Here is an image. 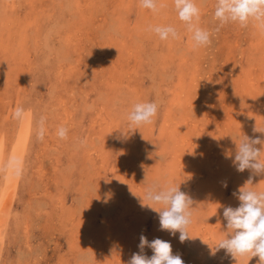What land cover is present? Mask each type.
<instances>
[{
    "label": "rangeland",
    "instance_id": "374dc122",
    "mask_svg": "<svg viewBox=\"0 0 264 264\" xmlns=\"http://www.w3.org/2000/svg\"><path fill=\"white\" fill-rule=\"evenodd\" d=\"M13 1L15 2V7L12 6ZM67 1L68 5L76 11V0H72V3H70L69 0H51L50 2H46V0H0V31H2L1 33L5 31L4 35L11 41L25 44L27 50H24L25 52L23 51L22 53L20 52V55H23V58L36 64V66H32L33 72L31 71V74L33 76L37 75L38 77L37 80L28 83L25 88H21V84L16 89L12 88L9 83L7 84L8 80L6 74L8 76V73L12 74L19 68L16 63L18 52L14 50L17 48L9 45L6 46V49L0 48L3 49L0 50V114L3 112L6 114V111H8V115H10L8 116L10 119L9 121L0 115V133H4L7 137L12 135L11 131L14 126L11 122L16 118L14 114L9 111L12 106L14 110L20 107L23 108L24 111H32L34 121L37 124L34 132L36 139L35 143H33L34 152L32 155L34 157V161H32L35 167L33 172L34 175L26 181L25 187L21 190L22 196H24L20 208V212L23 215V223L22 226L15 227L13 232H11L12 242L8 248V264H59L58 253L63 250V247L65 248L67 238L69 237L66 234L63 244L59 242L60 239L56 235V232L60 227L57 225H62L63 221L50 202L56 201V195L58 194L57 189L61 181L65 183V180L68 178L70 179L69 163L77 164V169H73L75 173L74 176L72 175L75 178L73 182L77 185L81 183L80 177L82 174L86 176V172L80 170L79 167L82 165L84 166L86 155L84 154V145H80L83 149H76L75 140L69 138L62 140L56 134L57 126L54 123V119H52V121H50V119L51 117L55 118L56 115H59V120L64 119V109L67 110L65 111L66 114L68 110L72 113L75 112L78 119L73 118L69 125L71 126L73 123L76 124L77 126H74L76 128L79 127L82 136L85 137L90 133L91 126L96 125L97 119L102 117H99L98 112L104 109L107 101H111L109 103L110 105L112 101L116 102L115 99L123 98L126 116L132 105L137 102H155L157 104L158 111L157 115L153 118V122L142 130V136L149 137L147 138L149 148H145L146 156L144 158L142 157L143 165L140 163L139 165L141 168L138 169L136 166L135 169L126 171V176L130 184L135 186H133L134 189L139 188L142 190V193L136 194L133 192L137 197L143 199L140 201L137 198L138 202H136L138 203L137 206L142 209L145 207L143 204L148 202V200L145 199L146 189L153 185H156L158 188H163L169 183L178 186V178L177 182L172 181L174 175L178 177L182 176L186 182H182L181 186H186L185 188H188L187 182H192V176L190 177L189 169L184 166L185 164L183 165L182 157L185 156L184 162L189 161V163L199 160L198 158L200 157L196 156L194 152L195 148H206L209 146L211 140H213L211 137L213 131L218 129L219 126H223L224 120L228 119L235 122L236 119L239 123L241 121L239 119L237 120V115L241 114L243 119H247V123H250L248 120L252 121V124H250L252 126L256 125V120L258 121L257 124L263 121L260 115L255 113L257 108L255 107L256 104L253 100V96L248 95V91H250L249 87H253V85H255L254 87L261 86L264 88V76H262V71L264 73V42L262 41L263 38H261V30L254 22H250L247 27H240L238 24L229 23L220 27L219 31H217L219 21L215 20L213 17L216 0H194L197 7L200 9V19L197 22V26L207 30L210 33L211 39L210 45L194 48L193 41L191 40V33L188 32L187 25L179 20L173 0H157L158 7L162 8L159 11L164 12L159 14L162 19L159 21L158 26H162L164 21V26H171L176 29L179 38H170L169 40L162 41L156 33L148 31L147 37L148 35L151 37L150 40L146 38L150 45L145 46L143 49L140 48L141 51L137 50V54L140 56L138 62V67L140 68L137 69V73L133 68L128 69L127 66L121 69V64L124 62L118 60L120 63L117 66L118 71L112 73V76L116 74L113 81H118L117 79L120 77L118 84L121 86H119L120 89L110 90L104 77H102V79L100 77L96 78L92 73H88L89 71L86 69V65L84 66L85 60H80L78 64H76L78 68L81 69L79 73L83 71V74L72 75L70 73H65L66 68L65 71L59 72L58 70L61 65H59L57 55L50 57L52 62L51 60L47 62V60H45L46 51L44 49L48 44L50 48L54 49L53 53L61 52L62 50L59 47L61 38L69 37L71 39L73 37V47L76 48L78 43L79 46L75 49L76 51L70 46L72 49L68 50V52L70 51L69 55L74 53L78 57L80 55V52H77L79 51L78 49H83L85 56L89 58V56L91 57L95 53H98L99 48L97 45L100 41L103 42L105 36L106 40L111 41L113 44L112 47L115 49H122L124 47L123 44L118 47L120 39L123 40V36L125 39L126 37L128 38V44H131V42L134 44L133 37L135 36L133 35V29L135 24H137V18L142 16V11H144L142 9L143 7H140V1L138 0H122L124 3L123 17L127 26L131 27V31H126L125 33L115 25H112V27L111 25H107L106 18L110 14L107 12V0L105 6H102V10L106 11L97 14L101 23L106 25L103 29L98 25V18L94 19V21H92L93 19L91 21L89 20L91 24L90 27L88 24L85 25L80 22L81 25L79 23L81 20L76 19L79 18L78 16L71 22L66 10L64 12L62 9ZM130 1L134 2L135 5L131 6L129 4ZM126 5L128 8H125ZM13 9L17 11V18L15 21L12 20ZM58 11L61 12V16L59 15L58 19L62 20V25L64 26H62L61 29L58 20L60 32L56 35H52L51 39L47 42L45 39L47 38V33L49 34V30L53 29V25L55 24V16L53 14H57ZM37 13L39 15H37ZM126 13L128 15H125ZM26 19H28L26 25L28 24L29 28H26V26L21 27L22 24L20 26L18 25L26 21ZM51 20H53L54 23L51 22ZM103 21L105 23H103ZM67 24L71 26L68 28L65 27ZM22 28L23 30H21ZM105 29L107 30L105 31ZM8 32H10V35H8ZM67 33L72 36H69ZM111 38L117 40L118 44H114ZM33 46L34 48H32ZM57 47L59 49H57ZM136 47H139V44ZM191 51L193 53L189 54ZM195 53H199V58H193L196 55ZM26 54L27 57H25ZM256 55L258 56L256 57ZM186 58H188V60L184 61ZM107 61L108 59L102 62L104 65L106 64V66H108L110 62L107 63ZM23 62H25V60L21 63ZM81 62L83 63L81 64ZM88 75H91V77ZM127 82L130 83L131 88H128L126 85ZM76 88H78V91H76ZM177 90L178 93L176 94ZM102 93L106 94L101 95ZM18 98H20V103L16 101ZM74 99L75 101H79L82 105L80 103H75L74 106H76V108L69 109L68 102L73 103ZM196 100L201 104L199 107H202L203 112L207 110L206 113L208 116L203 117L201 116L202 114L198 116L197 111L194 113V116L187 115L185 118L180 117L184 115V110L186 111V109H188L189 103ZM57 104L63 105L64 107H59V110L53 108V106ZM82 109L84 111H82ZM217 109H220V111L222 110L223 113L217 115L211 113V111L219 113V111L215 112ZM45 111L53 112L50 118L45 115ZM9 112L11 114H9ZM16 119L18 121L20 118ZM166 122L174 126L176 124L178 126H183L184 132H181L177 139H179L180 149L183 150L182 148L185 147V150L180 151L172 145L170 152L162 154L166 157L163 158L159 149L154 148L153 145L159 141L165 143L163 140L168 139L169 141L171 139L165 136L163 138L160 135V128ZM195 125L197 128H194ZM41 126L44 128L43 140L38 138V132ZM262 127H264V125ZM126 131L123 130L120 132L119 141H122L121 138H124L123 132ZM262 131H264V128H262ZM149 132L154 134L148 136ZM167 135L169 134L167 133ZM240 136L241 132L237 128L235 130V135H232V138L227 140V142L232 146H237L244 139L240 138ZM160 138H163V140H159ZM71 140L74 145L73 143H69ZM86 141H83V144H85ZM65 142L69 143V145L67 146ZM182 143H184V146ZM180 144H182V146ZM220 146L221 145L217 148H220ZM217 148H213V150ZM162 149L163 147L160 148V150ZM102 153L103 157L107 155L103 151ZM147 156H149V158ZM175 157L180 159H175ZM144 164H146V168ZM57 165L60 169L57 168ZM143 172L147 173L149 176L150 185L146 183L147 186H144L142 184L143 178H145L141 176ZM109 175L111 176L110 178L113 177V173L112 175L109 173ZM86 177H88V175ZM191 186L196 187L194 184ZM76 188V186H71L70 190L64 188V190L60 192L64 195V205H66L71 212H74L73 209H76L77 205L81 203L80 200L72 194L73 191L76 192ZM185 188L182 189V192ZM230 188L233 190V184L230 185ZM136 196L134 197L136 198ZM115 197L116 196L113 194L111 198L114 199ZM128 200L132 199L129 198ZM114 202H116V199H114ZM41 203L48 206V209H41ZM95 206L96 211H100L96 212L98 215H101L102 211L106 212L107 210L103 202H97ZM132 206L135 209L137 208L135 205ZM158 206L157 209L159 210L163 207L162 205ZM111 207V210L114 209ZM119 207L115 208L114 213L123 214L120 212L121 209H118ZM87 209L90 210V208ZM149 211L150 215H148L149 218L147 222L145 221V226L150 233L143 234L147 239L154 228L157 226L160 227L158 213L154 210ZM196 211H198L199 214ZM196 211L195 212L200 215L196 222V225H199L196 237L191 235V238L183 243L180 242V244L179 242H172V252L174 253V251L178 250L176 253L182 256V260L185 261L186 259L184 264H211L215 261V259L212 260L211 257L215 255L218 256V253L214 254L212 251L214 247L212 248L211 245L215 241H212L210 232L216 231L218 235H227V228H225L226 225H220L219 219L210 220L211 222L207 224V228L204 225L206 222L202 220L206 217L209 218L205 214L207 211L205 212L202 206L201 209L199 208V210ZM85 215L83 211L81 213L78 212L76 219L79 216ZM101 216L106 217V214H102ZM115 217L118 218V215L112 217V222L116 224ZM217 220L219 221L217 222ZM68 222L70 224V220ZM25 234L30 237V245L29 243L27 245L25 242L26 240L23 241ZM198 235L201 239L199 241H197ZM15 237L18 238L15 239ZM24 243L27 246H25ZM207 244L210 245V250L212 251L210 255L212 261L207 260L208 258L204 259L203 257L204 248ZM146 248L148 249V247ZM21 252L27 254L26 258L22 256ZM108 254L113 255L110 252H108ZM88 260H90L92 264L99 263V251ZM86 263L89 262L87 261Z\"/></svg>",
    "mask_w": 264,
    "mask_h": 264
},
{
    "label": "bare ground",
    "instance_id": "6f19581e",
    "mask_svg": "<svg viewBox=\"0 0 264 264\" xmlns=\"http://www.w3.org/2000/svg\"><path fill=\"white\" fill-rule=\"evenodd\" d=\"M50 1L51 0H46V2H50ZM69 1L70 3H72V0ZM105 2L106 0H76L75 6L77 7V9L75 11L72 7L68 5V1H67L62 9L64 10V12L66 10L67 15L71 19L70 20L71 22L73 19H75V17L78 16L79 18L76 19L81 20L79 21V23L82 22L85 25L88 24V26L90 27L91 26L90 21L92 19H93L92 21H94V19L98 18V25L101 26V28L103 29L105 28L106 25L101 23L100 18L99 16H97V14L103 11L102 6L103 7L105 6ZM107 2H108L107 12L110 13L106 18L108 23L107 25H111V27L112 25H115L117 26V28L121 29V31L125 33L126 31H131V27L127 26L125 19L123 17L124 3L122 2V0H113V1L107 0ZM14 4L15 2L13 1L12 6L15 7ZM129 4L131 6L135 5V3L132 1H130ZM127 5L125 8H128ZM142 9L144 10L142 11V16L137 18V24H135L133 29V35L135 36L133 37L134 44H132V42L131 44H128L127 41L128 38L126 37L125 39L124 36H123V40L120 39L119 44L117 43V40L111 38L114 41V44H118V47H120L122 44L124 45L122 49L119 48L115 49L112 47L113 44L111 43V41L106 40L105 38L106 36H105L103 42L100 41L99 44L97 45V47L99 48L98 53H95L96 55L94 54L93 56L91 57L89 56V58H87L83 52V49L81 50L78 49L79 51L77 52H80V55L78 57L74 53H72V55H69L70 51L68 52V50L72 48L75 50L79 46V43L76 46V48H74L72 45L73 37L71 39L69 37L68 38L63 37L61 38L59 44V47L62 50L61 52L59 51L57 53H53L54 49L50 48V45L48 44L46 45L44 49L46 51L45 60L49 62L51 60L50 57L57 55V58L59 59V65H61L58 71L63 72V70L65 71L66 68L65 73H70L72 75L74 74L78 75L84 73L83 71L79 73V70L81 69L78 68L76 64H78L80 60H85L84 66L86 65V69L89 71L88 73H92L96 78L100 77L102 79V77H104V80L107 82V85L110 88V90L120 89L119 86L121 85L118 84L120 77L117 79L118 81L115 80L113 81V78L116 77V74L112 76V73L118 71L117 66L120 64L119 61L124 62L121 64V69L127 66L128 69L133 68V70L137 73V69L140 68L138 67L140 56L139 54H137V50L141 51V49H143L145 46L150 45L148 43L147 38H149L150 40L151 36L148 35L147 37L148 31H150L149 30L150 28L158 26L159 21H161L162 19L159 14L164 13L163 11L154 13L149 9H145V8ZM105 11L106 10H104L103 12ZM16 14L17 11L14 10L12 12L13 21H15V19L17 18ZM37 15L39 14L37 13ZM53 15L55 16L54 17L55 24L53 25L54 28L49 30V34L47 33V38H45L47 42L51 39L52 35H56L58 34V32H60V27L62 29V26H64L62 25L63 24L62 20L58 19L59 15L61 16V12L58 11L57 14H53ZM125 15L128 14L126 13ZM58 20L60 27L58 24ZM27 21L28 19H26V21H23V23L21 22L18 25L20 26L22 24L21 27L26 26V28H29V25L28 24L26 25ZM54 21L51 20V22L53 23ZM103 23L105 22L103 21ZM164 25L165 22L163 21L162 26ZM69 26L71 25L70 24L65 25V27L67 28ZM21 30H23V28ZM106 30L107 29H105V31ZM1 32L2 31H0V48L6 49V46L8 45L13 47L15 46L17 49L14 50L18 52L16 56L17 60L16 59L15 60L19 68L17 71L15 70L14 73L12 74L8 73V76L6 74V78L8 80L7 84L9 83L11 87L14 89L18 88L20 84H21V88L22 87L25 88V86H27L28 83L38 79L37 75L33 76L31 74L32 66H36V64L30 60H26V58H23V55H20V52L22 53L24 50L25 51L27 50L25 48V44L11 41L9 38L6 37V35H4L5 31L3 33ZM260 33L262 35L261 38H263L262 41L264 42V31L261 30ZM67 34L69 36H72L69 33ZM8 35H10V32H8ZM138 44L139 47H136ZM32 48H34V46ZM57 49L59 48L57 47ZM192 53L193 52L191 51L189 54ZM195 54L196 55L193 58H199L198 56L199 53H195ZM257 56L258 55H256V57ZM25 57H27V54ZM106 59H108L107 63L110 62V65L108 64V66H106V64L104 65V63L102 62ZM24 60L25 62L21 63ZM186 60H188V58L184 59V61ZM82 63L83 62H81V64ZM88 76L91 77V75ZM262 76H264L263 71H262ZM126 85L128 86V88H131L129 82H127ZM254 86L255 85H253V87H249L250 91H248V95L253 96L254 98L253 100L256 104L255 107L257 108L255 113L259 114L261 120L263 121L257 124L258 121L256 120L255 121L256 125L252 126L250 125L252 124V121L248 120L250 123H247V119L246 118L243 119L241 114L237 115V120L239 119L241 121L239 123L236 121V119L235 122L228 119L224 120L223 126H219L218 129L213 131L212 133L213 136L211 135L213 140H211L209 146H207L206 148H195L194 152L196 156L200 157L198 158L199 160H196L193 163H189V161L184 162L185 156L182 157L183 165L185 164L184 166H186L187 169H189L190 177L192 176L191 179L192 182L190 181L187 182L188 188H185L186 186L185 187L181 186L182 182H186V180L182 176H179L180 178L177 175L173 176L172 179L173 182H177V178L179 180L178 186L180 191H182V189L185 188L183 192L186 193L192 199V205H191L192 208L190 209L192 213L191 223L187 229L190 238L192 237L191 235H194V237H196L197 235V228H199V225L198 224L196 225V222L200 215H198L199 212L196 210H199V208L201 209V206L203 210H205V212L207 211L205 214L209 217L202 219L204 220V222H206L204 225L207 228H208L207 224L211 222L210 220H214V219H219L220 225L223 226L227 224V221L223 217L224 207L230 206L236 208L239 206L240 201L236 196H233V193L234 192L238 193L240 187L244 186L250 177L252 178L253 184L247 185V187L256 192H264V174L253 175L250 170H245L243 172L237 171L236 167L233 164L237 146L235 145L232 146L227 142V140L232 138V135H235V130L237 128L241 132L240 138L242 139L245 136H248L249 138H256V137L264 138V133L254 131L255 127L257 128V130L260 131H262V128H264L262 127L264 125V88H262L261 86H260L261 88L259 86L256 87ZM77 89L78 88H76V91H78ZM177 93L178 90L176 91V94ZM103 94L106 93H102L101 95ZM182 94H183V90H182ZM75 99L73 103L68 102L69 104L68 106L70 107L69 109L76 108L74 104L80 103L79 101H75ZM108 100H113V99H108ZM115 100L117 103L115 101L114 102L112 101L110 105L109 103L111 101L106 102V106H104V109L98 112L99 117L101 116L102 117L97 119L96 125L91 126V131H89L90 133L85 137L82 136L79 127L78 128L75 127L77 126L76 124L73 123L71 126L69 125L70 121H72L73 118L78 119V116L75 115V112L72 113L71 111L68 110L66 114L65 111L67 110L64 109L63 110L65 114L64 119L59 120L60 118L59 115H56L55 118L57 119L52 117L50 119V121L54 119V123L57 126V130L60 127H65L68 129L67 138L76 141L75 142L76 149L78 148L83 149V147H80V145L85 146V150H84V154L86 155L85 157L86 159L84 160L85 163L84 166L82 165L81 167H79V169L85 171L86 176L88 175V177H86L85 175L82 174V176L80 177L81 183H78L77 185L76 183L73 182L75 179L73 177L75 174L73 169H77V164L69 163L68 166L70 167L69 168L70 179L68 178L67 180H65V183L61 181V183L58 185V189H57L58 194L55 193L57 194L56 195L57 197L55 195H52L56 197V201H51L50 203L63 221L62 225H57L58 227H60V229H58L56 232V235L60 239L59 242L63 244L64 238L66 237L65 235L67 234L69 236L67 238L65 248L63 247L62 248L63 250H61L58 253L59 264H90V263L92 264V262L88 259H91L94 256V254L98 251L100 254V261L99 263L96 264H127L133 253L140 252V249L138 247L140 243L139 237L145 233H150V231L146 229L145 223L149 218L148 215H150L149 210L152 209L148 206H145L144 207L145 210H144L137 206L138 204L136 203L138 202L137 198L140 201L143 199L137 197L135 194H133V192H135L136 194L142 193V190H140L139 188L134 189L135 186L133 184H130V181L126 176V171L135 169L136 166L138 169L141 168L139 164L143 162L142 160L146 156L145 148H149L147 144L148 142L147 138L149 137H146L144 135L143 137L142 130L146 128L148 124L130 130L128 127V121L126 119V109L124 107L123 98H117ZM16 101L20 103V98H18ZM200 105L201 104H199L197 100L192 101L191 103H189L190 107L188 106V109H186V111L184 110L183 112L184 115L180 117L185 118V116L187 115L194 116L195 115L194 113H196L197 111H198L197 113L198 116L202 114L201 116L207 117L208 116V114L206 113L207 110L203 112L202 107H199ZM59 107H64V106L58 104L53 106V108H56L57 110H59ZM83 109L82 111H84ZM9 111L14 114L15 110L13 109V106L11 107V109H9ZM216 111H219V113ZM10 112L9 114H11ZM215 112L216 113H214V111H211L212 114H216V115L223 113L222 110L220 111V109L215 110ZM44 113L46 116H49V118L53 114V112H49V111L48 112L45 111ZM0 115L4 119L6 118L7 121L10 120L8 117L10 116L8 115V111H6V114H4L3 112ZM11 124L14 126V128H12L11 131L12 135L10 137H7L4 133H0V264H8L7 262V260H9L8 248L12 242L11 232H13L15 227L22 226L23 223L22 221L23 215L20 212V208L24 196H22L21 190L23 187H25L26 181L29 180V178L32 175H34L33 172L35 169L34 165L32 164V161H34V157L32 155L34 152L33 143H35V139H36V135H34V132L36 130L37 124L34 121L33 112L24 111L23 117L18 119V121L15 118V120L11 122ZM238 126L241 128H239ZM194 128H197V126L195 125ZM123 130L124 131L127 130V131L123 132L124 138L122 137L121 138L122 141H119L120 132H122ZM181 132L182 133L184 132L183 126H178L177 124L174 126L171 125V123L166 122L160 128V135L163 138L164 136L167 138H171L169 141L168 139H166L168 144L166 140L160 138L159 140H163L165 143L159 141L158 143L152 145L154 148L159 149L161 155L165 154L166 152H170L172 145L174 148L176 147L180 151H183L185 150V147H183L182 148L183 150H181L179 147V139H177L178 135ZM167 133L169 135H167ZM151 134L153 135L154 133L149 132L148 136H152ZM72 140L69 143L72 144L73 143ZM83 141L84 142L86 141V143L83 144ZM69 143L65 142L67 146L69 145ZM182 144L184 146V143ZM182 144L180 145L182 146ZM219 145H221L220 148H217ZM161 147H163L162 150H160ZM257 147L262 148L264 146L257 145ZM213 148H217V149H214L215 150L214 151ZM102 151L105 154H107L105 155V157L102 156L103 155ZM147 157L149 158V156ZM162 157L166 158L163 155ZM175 159H180V158L175 157ZM261 160L264 161V149H262L261 151ZM144 167L146 168V164H144ZM57 168L60 169L59 166ZM109 173H111V175L113 173L112 178H110L111 176L109 175ZM141 176L145 177L143 178L142 184L144 186H147V184H149V176L147 175V173L144 172L141 173ZM225 183L227 184V187H224ZM193 184L196 187L191 186ZM231 184H233V190H231L230 188ZM71 186L77 187L75 189L76 192L73 191L72 194L73 196L75 195L76 198L79 199L81 202L80 205H77L76 209H73L74 212H71V210H69V208H67L66 205H64L65 202L64 195L63 193H60L61 190H64V188L70 190ZM113 194L116 196L114 198L116 199V202H114V199L111 198ZM134 196H136V198ZM129 198L132 200H128ZM97 202H103L105 204L107 210L106 212L102 211V214L103 215L106 214V217H102L101 216L102 214L98 215L96 213L97 211H99V210L96 211L95 203ZM148 203L149 201L146 204ZM132 205H135L137 208L135 209ZM115 206L117 207L121 206L122 208L119 207L118 209H121L120 212H122L123 214L117 212L114 213L115 208H117ZM151 206L156 209L159 207L156 204H152ZM40 207L43 210L48 209V206H45L42 203ZM86 207L90 208V210L87 209ZM110 207L114 209L111 210ZM82 211L86 215L79 216L76 219L78 212L81 213ZM114 215H118V218L115 217L116 224L112 222L113 220L112 217H114ZM69 220H70V224L68 222ZM219 220H217V222ZM26 234L24 236L23 241L26 240L25 242L27 243V245L28 243L30 245V237H28ZM227 235L224 234L218 235L216 231L210 232L212 241L216 242V243L213 242L211 245L212 248L214 247L212 251L214 254L218 253V256L215 255L214 257H211L212 260L215 259V261H213L211 264H258V257H252L251 259H248L247 257H241L236 260L230 254H228L226 250L224 249L216 250V246L219 243V241L223 238H226ZM178 237H179L178 232L176 236L173 237L172 235H170L168 231L160 230V227L157 226L156 228L153 229V232H151L147 240L151 242L154 239L159 238L161 240L168 241L170 243L179 242L180 244ZM17 238L18 237H15V239ZM199 240L201 239L200 236L198 235L197 241ZM177 251L178 250L172 253L174 255L176 254L179 255L178 253H176ZM212 251L210 250V245L207 244L204 248V255H203L204 259L208 258L207 260L212 261L210 259V255L212 254ZM108 252L112 253L113 255H109ZM21 254L24 258H26L27 256L26 253L21 252ZM143 254L148 257H151L153 255V252L150 248L147 249L145 247ZM87 261L89 263H86Z\"/></svg>",
    "mask_w": 264,
    "mask_h": 264
},
{
    "label": "clouds",
    "instance_id": "9594fccd",
    "mask_svg": "<svg viewBox=\"0 0 264 264\" xmlns=\"http://www.w3.org/2000/svg\"><path fill=\"white\" fill-rule=\"evenodd\" d=\"M173 3L179 20L187 25V30L191 33L193 47L210 45V33L197 26L200 9L194 0H173ZM140 6L154 13L160 10L157 0H140ZM213 17L219 21L217 31L229 23L247 27L250 22H254L264 31V0H216ZM149 30L156 33L162 41L179 38L176 29L171 26H156ZM157 111L158 106L155 102L133 104L126 116L129 129L151 124ZM23 113V108L18 107L14 116L22 118ZM254 131L264 133L256 127ZM56 134L62 140L67 139L68 129L60 127ZM38 138L40 140L44 138L43 126L38 132ZM257 145L264 146V138L245 136L237 145L233 160L237 171L250 170L253 175L264 174V161L261 160V151L264 147L258 148ZM250 184H253L251 177L244 186L240 187L238 193H233V196L240 201L238 207H224L223 217L227 221L228 235L219 241L216 250L224 249L236 260L241 257L248 259L258 257V264H264V192L251 190L247 187ZM224 187H227L226 183ZM145 198L149 203L143 206H148L159 214L160 230L168 231L173 237L178 232L181 243L190 238L187 229L191 223L192 199L180 191L179 186L171 183L163 188L150 186L146 189ZM152 204L163 207L157 210L151 206ZM138 247L140 252L133 253L127 264H184L180 255H173L171 243L168 241L156 238L149 242L141 235ZM145 247L152 250L151 257L143 254Z\"/></svg>",
    "mask_w": 264,
    "mask_h": 264
}]
</instances>
